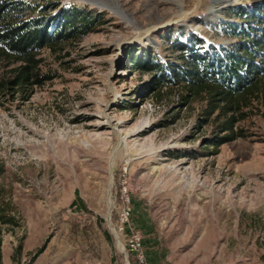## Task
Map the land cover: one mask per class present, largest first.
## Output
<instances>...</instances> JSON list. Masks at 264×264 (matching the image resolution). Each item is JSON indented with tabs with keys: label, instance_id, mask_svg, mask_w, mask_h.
Returning a JSON list of instances; mask_svg holds the SVG:
<instances>
[{
	"label": "rangeland",
	"instance_id": "obj_1",
	"mask_svg": "<svg viewBox=\"0 0 264 264\" xmlns=\"http://www.w3.org/2000/svg\"><path fill=\"white\" fill-rule=\"evenodd\" d=\"M252 2L61 0L107 23L44 50L42 70L56 76L30 100L0 97L2 185L20 222L3 230L2 264H128L113 233L124 186L150 264H264V101L242 123L252 136L208 154L211 128H195L202 102L181 106L177 92L156 101L150 74L127 57L170 59V43L194 34L227 45L219 25Z\"/></svg>",
	"mask_w": 264,
	"mask_h": 264
},
{
	"label": "trees",
	"instance_id": "obj_2",
	"mask_svg": "<svg viewBox=\"0 0 264 264\" xmlns=\"http://www.w3.org/2000/svg\"><path fill=\"white\" fill-rule=\"evenodd\" d=\"M252 1L250 6L233 7L229 20L219 25L223 34L234 39L227 45L209 44L194 34L170 43L176 54L170 59L127 52L128 67L150 74L146 94L156 101L177 92L181 106L202 102L195 128H211L202 145L208 154H218L223 145L252 136L242 123L264 101V0ZM106 23L102 12L63 6L61 0H0V97L20 94L23 102L30 100L37 87L56 76L42 70L44 50L64 51ZM178 118L177 111L160 124L168 127ZM191 154L198 156L195 151ZM5 173V162L0 160V264L3 230L20 223L4 195ZM80 205L85 207L83 202ZM18 250L22 251L21 245Z\"/></svg>",
	"mask_w": 264,
	"mask_h": 264
},
{
	"label": "built area",
	"instance_id": "obj_3",
	"mask_svg": "<svg viewBox=\"0 0 264 264\" xmlns=\"http://www.w3.org/2000/svg\"><path fill=\"white\" fill-rule=\"evenodd\" d=\"M121 202L117 207V223L115 229L119 234V238H125V246L127 249V258L130 255L133 264H150L144 245V235L142 231L133 226V205L130 196V190L124 186L121 190ZM85 215H88L85 213ZM123 236V237H122ZM128 264H132L128 259Z\"/></svg>",
	"mask_w": 264,
	"mask_h": 264
},
{
	"label": "water",
	"instance_id": "obj_4",
	"mask_svg": "<svg viewBox=\"0 0 264 264\" xmlns=\"http://www.w3.org/2000/svg\"><path fill=\"white\" fill-rule=\"evenodd\" d=\"M113 233H115V236H116V239H117V242L119 243H121V240H120V238H119V236L117 235V233H116V231H115V229L113 228ZM124 252H125V250H124ZM126 253V252H125Z\"/></svg>",
	"mask_w": 264,
	"mask_h": 264
},
{
	"label": "bare ground",
	"instance_id": "obj_5",
	"mask_svg": "<svg viewBox=\"0 0 264 264\" xmlns=\"http://www.w3.org/2000/svg\"><path fill=\"white\" fill-rule=\"evenodd\" d=\"M113 185H114V181H113ZM110 201H111V207L113 208L114 207V201H113V199L111 198L110 199ZM115 231H116V229H115ZM116 233H117V231H116ZM117 235L119 236V234L117 233ZM120 243V242H119Z\"/></svg>",
	"mask_w": 264,
	"mask_h": 264
},
{
	"label": "crops",
	"instance_id": "obj_6",
	"mask_svg": "<svg viewBox=\"0 0 264 264\" xmlns=\"http://www.w3.org/2000/svg\"><path fill=\"white\" fill-rule=\"evenodd\" d=\"M144 245L147 247V245L145 244V241H144Z\"/></svg>",
	"mask_w": 264,
	"mask_h": 264
}]
</instances>
